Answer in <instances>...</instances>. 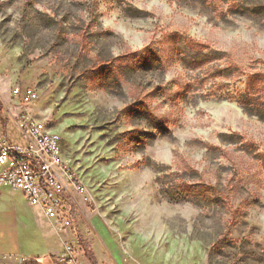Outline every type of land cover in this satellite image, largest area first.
I'll return each instance as SVG.
<instances>
[{
  "label": "rangeland",
  "instance_id": "374dc122",
  "mask_svg": "<svg viewBox=\"0 0 264 264\" xmlns=\"http://www.w3.org/2000/svg\"><path fill=\"white\" fill-rule=\"evenodd\" d=\"M15 86L82 182L81 264H264V0H0L22 143Z\"/></svg>",
  "mask_w": 264,
  "mask_h": 264
},
{
  "label": "built area",
  "instance_id": "2783aa9c",
  "mask_svg": "<svg viewBox=\"0 0 264 264\" xmlns=\"http://www.w3.org/2000/svg\"><path fill=\"white\" fill-rule=\"evenodd\" d=\"M12 94L22 111L18 125L25 136L23 144L0 139V195L3 188L20 190L27 203L39 207L54 221L57 229L69 228L83 185L73 168L63 159L59 135L27 112L38 99L32 86H15ZM8 256L0 253V263ZM49 264H81L72 254L70 243L63 242L58 254L47 256ZM39 264L36 258L22 259Z\"/></svg>",
  "mask_w": 264,
  "mask_h": 264
},
{
  "label": "crops",
  "instance_id": "0c3cea01",
  "mask_svg": "<svg viewBox=\"0 0 264 264\" xmlns=\"http://www.w3.org/2000/svg\"><path fill=\"white\" fill-rule=\"evenodd\" d=\"M4 132L9 141L24 143L14 142L6 130ZM10 192L12 189L5 187L0 195V253L8 256L0 264H20L22 259L31 258L38 259L39 264H49L47 256L58 254L67 240V232L65 237L60 235L66 229H57L54 221L48 219L39 207L27 203L20 190L14 192L21 194L22 206L16 205L9 196Z\"/></svg>",
  "mask_w": 264,
  "mask_h": 264
},
{
  "label": "trees",
  "instance_id": "16d2710c",
  "mask_svg": "<svg viewBox=\"0 0 264 264\" xmlns=\"http://www.w3.org/2000/svg\"><path fill=\"white\" fill-rule=\"evenodd\" d=\"M241 101H242V100H241ZM242 102H243V103H245L246 101H245V100H243Z\"/></svg>",
  "mask_w": 264,
  "mask_h": 264
}]
</instances>
